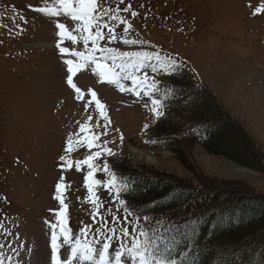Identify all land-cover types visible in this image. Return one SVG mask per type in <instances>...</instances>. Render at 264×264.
<instances>
[{
    "label": "rangeland",
    "instance_id": "1",
    "mask_svg": "<svg viewBox=\"0 0 264 264\" xmlns=\"http://www.w3.org/2000/svg\"><path fill=\"white\" fill-rule=\"evenodd\" d=\"M98 2L103 8L113 9L132 5L131 11H136L137 17L122 14L132 25L128 37L147 41L144 45H124L118 40L109 46L120 51H157L184 62L181 72L169 74L153 72L158 62L145 61L137 75L147 73L159 81L156 98L171 92L173 86H180V80L189 79L193 86L206 87L264 154V11L256 12L257 8H264V0ZM45 6L60 7L58 0H0V264H52L51 223L56 221L50 210L60 207L54 196L55 184L61 176L67 185L64 198L70 208L66 212L70 213L67 219L73 237L79 234L83 224L92 223L93 208L86 202L88 192L83 182L87 166L77 170L74 162L98 149L88 150L78 145L74 135L71 136L73 151L66 153L65 146L69 136L78 132L79 123H87V116L96 117L97 113L94 106L85 111L66 83L64 60L81 61L70 54H60L56 48L59 39L56 22L64 23L68 30H74L76 22L63 11L58 16L36 11ZM116 27V35L121 36L123 27L119 24ZM100 43L103 45L105 41ZM64 46L87 52L82 43L73 46L65 41ZM104 59L110 65L113 63L110 58ZM133 60L118 57L116 64ZM170 78L177 83H170ZM121 82L132 86L130 80ZM74 83L85 92L88 88L96 91L106 105L111 125L107 135L101 137V143L107 140L115 155H129L136 163L173 175L178 181L192 179L175 154L152 149L144 143L143 135L157 121L144 107L149 103L147 97L120 92L114 83L102 81L92 73L91 67L81 69ZM145 123L148 129H144ZM234 151L240 159L245 158L243 148L235 147ZM62 155L73 162L72 168L60 167ZM109 158L102 155L96 164L102 168ZM262 161L261 171L259 167H244L210 155L195 144L187 163L212 182L246 184L256 192H264V157ZM95 176L102 181L108 179L103 172ZM96 191L105 201L100 210L110 219L108 207L116 211L117 206L102 186ZM126 203L141 217V223L144 215L150 216ZM118 214L123 217V206ZM56 231L57 256L63 260L71 255V246L64 245L59 230ZM116 247L114 241L109 250L111 257ZM123 259L125 264H130L127 257ZM73 264L80 262L74 259Z\"/></svg>",
    "mask_w": 264,
    "mask_h": 264
},
{
    "label": "snow or ice",
    "instance_id": "2",
    "mask_svg": "<svg viewBox=\"0 0 264 264\" xmlns=\"http://www.w3.org/2000/svg\"><path fill=\"white\" fill-rule=\"evenodd\" d=\"M123 0H121V4ZM59 8L38 7L36 11L58 16L61 11L69 15L76 22L74 30H68L64 23L56 22L55 28L59 39L56 41V48L62 55L70 54L79 58L81 62L73 59H65L66 65V83L74 90L77 101L82 102L83 108L87 111L94 106L96 109V117L87 116V123L81 122L78 125V132L69 136L66 141L65 152L73 151L74 143L71 138L76 136V143L90 151V154L82 160H76L75 168L81 169L87 166V173L83 178L84 186L87 189L88 196L86 202L93 208L91 213L92 223L83 224L79 229V234L73 237L68 227V219L66 209L68 205L65 202V192L67 185L63 183L64 177L61 176L60 181L55 184V200L59 202V209L50 210L55 217V223H51V262L52 264H73L76 259L83 264L87 261L89 264H125L124 257L130 264H198V256L189 251L190 242L181 246H174V242L178 239H185L184 233H173L172 229L176 227L169 224L165 227L163 220L156 219L155 226L149 228L150 222L155 219L148 215L141 217L136 215L127 205L126 200L120 198L128 190L126 183L119 184L118 177L113 172L107 161L100 168L96 161L102 156H115L113 150L107 146L108 141L101 143V137L106 136L111 125L110 117L107 113L106 105L98 98L97 92L91 88L83 91L81 87L74 83V77L81 69L91 67L92 73L97 74L100 79L107 80L109 84H115L120 92H130L136 97H147L149 103H145L144 107L157 119L166 115V105L164 103L170 96V91L165 92L160 98H156L155 93L160 89L157 87L159 81L150 77L147 73L143 76L137 75L145 61L155 60L158 67H153L152 71H163L169 74H178L184 68V62L178 60L174 56L161 54L157 51H120L117 47L109 46V43L121 41L124 45H144L147 41L137 38H129L128 33L132 30V25L122 15L130 13L132 17H137L136 11H131L132 5L128 7H117L115 9L101 7L98 0H58ZM264 11V8H257L256 12ZM23 21L25 18L20 17ZM119 24L123 27V34L116 35V26ZM74 33H78L74 34ZM65 41H70L75 46L82 43L87 52L78 51L75 47L63 46ZM101 41H105L101 45ZM90 44V47H89ZM99 53V57L97 56ZM105 57L112 60V64L106 62ZM134 58L132 63L122 62L116 64L117 58ZM119 68V71L116 69ZM122 80H130L132 86L128 87L123 84ZM93 120L95 124L93 125ZM144 129H148L149 125L144 124ZM103 129L99 131L98 129ZM119 131V130H117ZM82 137V139H81ZM123 141V134L120 135ZM60 167L63 169L65 165L72 168L73 162L65 160V156H60ZM97 172H103L108 176L107 180L96 178ZM102 186L110 197L112 203L116 204V211L112 207H108L110 219L101 212V208L105 205V201L98 195L96 189ZM115 191V195L112 192ZM79 199V197H78ZM123 206V217L118 214L120 207ZM184 229L192 228L187 222H184ZM59 230L62 236V243L71 246V255L66 259H58V234ZM117 242L114 257L109 255V250L113 246V242Z\"/></svg>",
    "mask_w": 264,
    "mask_h": 264
},
{
    "label": "trees",
    "instance_id": "3",
    "mask_svg": "<svg viewBox=\"0 0 264 264\" xmlns=\"http://www.w3.org/2000/svg\"><path fill=\"white\" fill-rule=\"evenodd\" d=\"M180 84L166 100V115L142 139L152 149L175 154L192 179L178 181L119 154L107 162L118 183L129 186L122 198L155 217L149 228L156 219L165 227L176 225L173 233L183 232L185 239L178 237L174 246L190 242L198 264H264V192L246 184L212 182L187 163L195 144L210 155L260 171L264 154L206 87L193 86L189 79ZM235 147L243 148L244 159L237 157ZM184 222L193 227L184 229Z\"/></svg>",
    "mask_w": 264,
    "mask_h": 264
}]
</instances>
